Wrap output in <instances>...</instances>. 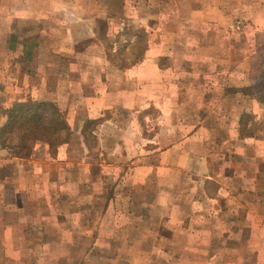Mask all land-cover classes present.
<instances>
[{
	"label": "crops",
	"instance_id": "0c3cea01",
	"mask_svg": "<svg viewBox=\"0 0 264 264\" xmlns=\"http://www.w3.org/2000/svg\"><path fill=\"white\" fill-rule=\"evenodd\" d=\"M162 1L168 0H0V131L6 122L1 107L8 108L17 102L26 101L30 87L43 89L47 93L55 85L59 87L75 81L76 77L71 78L70 73L92 72V86L99 88L93 96L90 94L92 118L95 115L98 118L104 116L101 112L110 108L111 96L115 94L112 89L117 87H136V95L140 92L144 101L145 97L139 89L160 87L164 83L158 76L162 71V58H173L179 53L178 38L181 35L178 32L182 28L181 24L186 25L188 38H213L216 47L222 46L221 41L225 38L229 41L226 46L228 57L232 52L233 56L228 67L224 66L227 55H221L220 60L214 62L209 59L203 47L200 49L199 54L203 55L200 56V62L201 65L204 64L202 71L205 75L210 74L221 80L225 73L239 71V68L235 69L239 62L235 54L239 51H248L249 54L240 61L241 63L246 58L248 60L245 63L248 69H242L247 79L255 78L258 72L264 70V37H254L255 45L242 44L243 48L240 45L242 40H238L246 36L247 26L250 30L254 27V32L258 34L256 36H264V9L258 12L262 3L257 7L252 0H172L170 3H174L175 9L171 11L165 8L168 19L159 21L156 15L152 16L157 11L152 10L150 13V10L157 9ZM261 2L264 3V0ZM168 22L170 24L165 26ZM222 23L226 25L223 26ZM160 25L162 28H158ZM192 25L196 29L201 26L199 35L192 32ZM117 26L118 29L115 30ZM135 26L138 31L146 33L148 43L136 60L127 63L128 55L123 59L121 51H117L115 45L123 40L125 42L124 32ZM214 26H218L217 29L220 28L224 33L214 36L213 34H218ZM164 29L168 30V35L161 31ZM117 52L121 57L116 56ZM194 61L192 59L196 63ZM193 63H186L187 67L182 71L193 72ZM212 64L216 68L213 69ZM151 72L155 77L148 75ZM80 81L84 83L81 78ZM167 82L170 86L171 80ZM23 92H27L24 97L21 96ZM140 96L135 98L136 107ZM45 100L56 104L58 108L61 106L60 99L51 98L49 92ZM85 100L90 104L89 98ZM255 104L250 109L243 107L240 112L238 109V121L228 129V137L217 147L219 155H216L218 158L215 166L208 163V154H202L198 158L190 155L188 137L183 142L171 138L176 134L173 133L174 129L169 130L166 143L163 144L161 139L157 142L159 146L154 143L156 147L151 152L152 159H148L151 155H146L145 150L136 143L126 146L127 151L133 147L136 156L120 159L116 163L110 156L114 158L118 150L122 151L124 145L120 144V136L129 134L127 129H122L125 133L112 130L113 121L130 120L134 115H125L123 118L116 116L100 122L94 134L98 150L107 155L108 161L100 165L94 162L92 165L85 164L91 171L89 183L92 185V216L110 213L107 209L108 194L113 190V180H116L122 186L120 200L126 202L125 206L118 209L123 214L122 220L124 216L131 214L142 220L144 216H149V219L150 215L154 216L156 226L149 229L153 233L152 240L156 241V244H151L152 248L159 249L162 246L178 249L176 238L183 239L180 251L171 252L176 256V264H264V111H257L260 108L255 109ZM243 110H254V114L258 116L256 120L260 122L254 132L249 129L248 136L241 135L238 129ZM202 125L207 126L203 122ZM134 136L137 137L138 133ZM38 147L34 151L45 150L43 145ZM16 151L0 142V169L3 164L19 161L13 167L14 170L16 166L20 168V176L24 180L32 178L33 166L52 165L46 160L32 161V166L28 159L17 156ZM206 151L209 152V149ZM30 155L34 156V153L31 152ZM9 156H12V160ZM114 167L120 169V175L110 181L108 169ZM100 173L104 174L103 177ZM128 181L131 182L130 188L126 186ZM2 182L0 178V203H3L0 205V212L7 204L6 195L1 196L7 189ZM85 183L88 182L84 180L83 184ZM98 183L102 184V188H96ZM211 185L212 192L209 191ZM142 196L144 200L141 202ZM98 198L102 200L98 201ZM62 200L59 198L58 203ZM98 202L102 204L101 207H98ZM160 206L167 209L163 215L155 212ZM0 216L4 219V215ZM161 220H166L171 225L164 229L158 226ZM100 222L101 218H92V224L95 223L92 227L96 229V233L105 229H119L110 224L103 227ZM123 225L122 231L125 227ZM30 227L7 224L0 220V245L3 247L0 250V262H32L33 259L26 253L32 247L29 239L36 229ZM47 230L48 227L45 226L38 229L42 232ZM136 231L138 234L133 241L116 239L115 244L125 259L126 253H130L133 261H143L147 255L143 258V250L139 249L144 248L145 229L136 228ZM45 234L42 235L43 242ZM103 242L105 246L114 244L113 238ZM60 244H63V239L56 243L53 241L50 246ZM97 244V240H92V249L96 250ZM37 246H41V243ZM130 246L131 249L128 250ZM16 249H23L25 256L20 260L13 257ZM95 250H92L93 260L98 257ZM113 257L115 256L107 255L102 260L106 264L112 262L110 260ZM127 261L121 259L122 264Z\"/></svg>",
	"mask_w": 264,
	"mask_h": 264
},
{
	"label": "rangeland",
	"instance_id": "374dc122",
	"mask_svg": "<svg viewBox=\"0 0 264 264\" xmlns=\"http://www.w3.org/2000/svg\"><path fill=\"white\" fill-rule=\"evenodd\" d=\"M252 1L257 4V7L262 3L258 12L264 9L262 8L264 6V3L261 2L262 0ZM170 2L172 0H168L167 2L162 1L159 7L151 9L150 13L152 10H155L157 12L152 14L153 17L156 15L159 21L160 19L162 21L163 19L167 20L168 14L165 12V8L171 11L175 9L174 3ZM170 16H173V12L170 13ZM167 24H170V22L166 23L165 26ZM113 25L115 28V24ZM219 25L221 28V24ZM222 25L225 26L226 24L222 23ZM180 26L182 28L178 32L181 35V38H178L180 41L179 53L173 58L169 56L163 57L160 62L162 71L158 73V76L160 75L159 78L164 83H161L160 87H144L139 89L145 99L142 101L140 92L137 94L140 96L139 100L137 98V102L139 101L138 107H136L135 99L137 97L136 92H138L135 89L136 87L129 88L125 85L122 88L117 87L112 89L115 94L111 96L110 108L101 112L104 116L98 118V115H95V118H92V97H90V94L92 95L95 91H99L98 87H94V89L92 86V72L70 73L71 78L76 77L75 81L72 80V82L61 84L59 87L55 85L48 89L51 98L55 100L60 99L61 106L59 105V109L64 114L69 125V130L66 134L68 138L67 143L61 146L37 143L33 148H30V144H28V147L18 148L19 140L16 135L5 137L6 145L15 151L18 150V152L16 151L17 156L26 158L31 163L32 161L46 160V162L52 163L50 167L40 164L33 166L32 163L33 174L30 180L22 179L19 172L20 168L17 166L16 170H14L13 165L19 161L3 164V167L0 169V178L3 180L2 184L4 183L7 187V189H3L4 191L3 194L1 193V196L6 195L7 201L5 203L7 202L8 204L5 205L6 210H4L5 208L1 210L0 215H4V219L0 216V220L7 224H16L17 226L27 225L31 226L30 228L36 229L29 239L32 247L26 253L33 260L26 264H105L103 260L107 255L115 256L110 260L112 262H108L109 264H122L121 259L128 260L123 264H176V256L171 252L180 251L181 245L184 243L183 239L176 238L175 242L178 249L162 246L159 249L152 248L151 244H156V241L152 240L153 233L149 232V229L152 230L153 225L156 226L154 216L150 215V219L147 218L149 216H144L142 220L140 218L136 219L130 213V216H124L122 220L123 214L118 209L125 206L126 202H121L120 200V189L122 186H119L116 180H113L111 187L113 190L108 194L107 209L110 213L103 216H92V185L89 183L91 171L88 170L85 164L90 163L92 165V162H94V164L100 165L108 161L107 155L98 150L97 138L94 134L96 126L107 118L116 116L123 118L125 115H134L130 120H119L116 118L118 120L113 121L114 126H112V130L125 133L122 129H127V133L129 134L120 136V144L124 145L122 151L118 150L119 152L114 158L110 156L116 163L120 159L134 158L137 154L136 151H134L133 147H130L127 151L126 146L136 143L140 144L142 150H145L146 155H151L148 159H152L151 152L154 151L155 144L159 142V139H161L163 144L166 143L170 135L169 130L174 129L173 133L176 134L175 136H171V138L178 142H183L188 137L187 145L190 149V155L198 158L202 154L203 156H207L208 154V163L211 166H215L217 156L219 155L216 151L217 147L228 137V129L232 128L233 125L235 126L236 121H238V109L239 112L243 107L250 109L256 103L254 105L255 109L260 108L257 111H264V104L255 99L254 91L253 94H250L253 96L251 98L246 93L248 90H244L246 87H253L263 72V70L258 72L257 76L253 79H250L249 76L248 79L245 77L242 69H248V65L245 64L248 60L246 58L243 62L240 63V61L249 55L248 51H239L238 54H235L237 56L236 60L239 61L235 69L239 68V71L225 73L221 80H217L216 77H212L210 74L205 75L202 71L204 70V64L201 65L200 62V56H203L199 54L201 52L200 49L203 47L209 59H212L214 62L218 59L220 60L221 55H227V58H224V66L228 67L232 63L231 57L233 56L232 52L230 58L228 57L226 46L229 44V41L225 38L224 41H221L223 45L216 47L213 38H188L186 35V25L181 24ZM158 28H162L161 25ZM197 28L192 25V32L199 35L202 29L201 26ZM214 28L218 32V34H213L214 36L217 37V35L220 36L221 33H224L220 28L217 29L218 26H214ZM117 29L118 26L115 30ZM246 30V36L238 38V40H242L240 44L241 48H243L242 44L243 46L244 44L255 45L253 40L255 41L256 39L254 37H264L263 35L256 36L258 34L254 32V27L250 30L249 26H247ZM161 31L166 32L168 35V30L164 29ZM123 37H125V42L123 40L115 46L118 49L117 51H121L123 59H125L126 54L128 55L127 63L132 62L138 58L139 53L145 50L148 43L147 35L144 32L138 31V28L135 26L124 32ZM251 50L253 49L251 48ZM116 56L121 57L119 52H117ZM113 59H116V57ZM192 59L196 63H193ZM186 63L187 65L188 63L194 64L192 67L193 72L186 73L182 71V69L187 67ZM212 68H216V65L212 64ZM148 75L155 77L153 72ZM34 78L35 74L33 73V81ZM80 78L84 83L80 81ZM169 79L171 80V87L168 86L167 80ZM37 85L40 84L37 83ZM48 92L46 93L40 88L30 87L27 95L33 100H44L46 96L48 97ZM26 93L23 92L21 96L23 95L24 97ZM85 98H89L90 104L87 103ZM9 108L1 107V111L4 112ZM243 111L242 113H246L244 117H241L243 127L245 128V136L249 134V129L254 132L260 122L256 120L258 116L254 114V110H248L250 112H247V110ZM202 122L207 126L202 127ZM238 129L241 131L242 127L239 126ZM137 133L138 136H134ZM62 135H65V133H62ZM230 136L234 137L233 134H230ZM42 145L44 146V151H34L35 147L39 149L38 146ZM157 146H159L158 143ZM206 147L209 149V152L206 151ZM142 150H139V152H142ZM31 152L34 153L32 157H30ZM47 156L49 157L47 158ZM9 158L12 160V156H9ZM108 171V180L110 181H112L113 177L116 178L120 175V169L118 168L114 167L111 170L108 169ZM100 174L103 177L104 174ZM84 180L88 183L83 184ZM126 186L130 188L131 182L128 181ZM97 187L102 188V184L98 183ZM212 188L213 186L211 185L209 187L210 192L213 191ZM59 198L63 199L60 203H58ZM99 198L98 201H101L102 199L100 200ZM148 199L150 200V197ZM143 200L144 196H142L141 202ZM149 200L146 201L147 204ZM97 204L98 207L102 205L99 202ZM0 205H3V203H0ZM155 210L160 215H163L167 211L166 208L163 209L161 206ZM152 211L154 213L153 208ZM115 213L116 215L112 216ZM92 218H101L100 225L103 227L110 224L114 228L118 226L120 230L112 229V231H108L105 229L101 230L100 233H96V229L92 227L95 225V223L92 224ZM122 223L125 225L123 231L121 230ZM170 225L171 223L166 220L158 222V226H162L164 229H167ZM41 226L48 227V230L45 232L38 231ZM136 228H139V230L145 229L144 248L139 249V251L143 250V258L144 255H147L143 261H133L130 253H126L125 259L115 244L116 239L133 241L138 234ZM44 233H46L45 242H43L42 238ZM38 235L41 236L39 237ZM112 238L114 244H106L105 246L103 241L108 242ZM40 239L42 242H40ZM61 239H63V244H60V246H50L53 241L56 243V241ZM92 240L95 242L97 240L98 242L96 250L92 249ZM40 243L41 246H37ZM134 246L136 247V244ZM130 249L131 246L128 250ZM0 250H3L2 245H0ZM92 250L96 251L95 254L98 252V257L94 260L92 259ZM24 256L23 249H16L13 255L17 260H20ZM115 261L117 262L115 263ZM0 264L5 263L0 262Z\"/></svg>",
	"mask_w": 264,
	"mask_h": 264
},
{
	"label": "trees",
	"instance_id": "16d2710c",
	"mask_svg": "<svg viewBox=\"0 0 264 264\" xmlns=\"http://www.w3.org/2000/svg\"><path fill=\"white\" fill-rule=\"evenodd\" d=\"M244 90H248L246 93L249 95L254 91L255 99L264 104V70L258 82ZM4 114L6 122L0 131V142L3 146H7L5 137L15 135L19 140L18 148L28 147V144L33 148L37 143L61 146L68 142L66 135L69 130L68 122L58 106L49 100L28 98L26 101L17 102L5 110ZM245 114L243 113L241 117ZM240 127H242L240 133L244 135L242 118Z\"/></svg>",
	"mask_w": 264,
	"mask_h": 264
}]
</instances>
